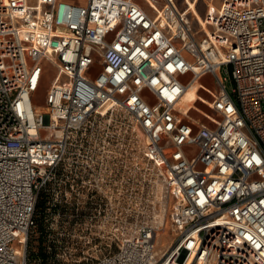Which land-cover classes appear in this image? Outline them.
<instances>
[{"label": "built area", "instance_id": "built-area-1", "mask_svg": "<svg viewBox=\"0 0 264 264\" xmlns=\"http://www.w3.org/2000/svg\"><path fill=\"white\" fill-rule=\"evenodd\" d=\"M155 2L0 0V264H30L53 185L58 214L116 249L92 264H166L179 249L178 262L264 264V0H223L202 38L176 0ZM44 60L58 70L46 111ZM204 76L220 88L203 119L181 101Z\"/></svg>", "mask_w": 264, "mask_h": 264}, {"label": "rangeland", "instance_id": "rangeland-1", "mask_svg": "<svg viewBox=\"0 0 264 264\" xmlns=\"http://www.w3.org/2000/svg\"><path fill=\"white\" fill-rule=\"evenodd\" d=\"M75 3H85L86 0H69ZM146 10L153 13L156 7L161 10V3L158 5L155 0H136ZM31 3L35 4L36 0H30ZM223 0H215L216 8L211 12V17L217 14ZM178 7L184 11L185 2L183 0H176ZM199 9L203 15L208 12L209 6L208 2L205 0H200L198 3ZM189 15V14H188ZM192 25L195 31L199 32L197 36L202 38L205 31L202 30V26L189 15ZM213 26L210 25L212 29ZM43 65L46 68V77L44 86L37 93L35 103L40 106L46 105V97L48 89L53 83L55 77L57 76L58 70L56 66L48 60L43 61ZM103 66L96 60L88 71V76L91 78L97 77L102 71ZM222 75L226 78V84L228 90L233 92L234 82L231 78V72H227L224 68ZM198 79L196 82H199ZM207 84H205L204 82ZM201 84L197 90L198 98L195 101H184V109H189V112L193 111V114L197 117L203 118L204 112L209 111L208 104L211 103L212 94L219 90L220 84L216 79L209 77L204 78L200 81ZM204 119V118H203ZM107 126L105 130L110 131L112 139L116 141L118 136H124L126 133V124L124 116L119 115L113 119H108ZM51 131L43 130L42 136L48 137ZM55 186H49L48 189L43 191V196L46 197L47 203L43 208H39L35 216V224L31 229L29 235V258L30 264H92L97 261L99 257L109 252H115L116 249H107L102 247L101 240L95 237V234H91L88 231H75V221L70 215H59V209L55 207L57 194L55 191ZM70 212V210H68ZM63 213L65 211L63 210ZM175 233L172 230L166 229L159 235L158 238V251L160 252L164 247V243H168L173 240ZM92 237H94L92 240ZM92 240V242H90ZM99 243V246L96 244Z\"/></svg>", "mask_w": 264, "mask_h": 264}, {"label": "bare ground", "instance_id": "bare-ground-1", "mask_svg": "<svg viewBox=\"0 0 264 264\" xmlns=\"http://www.w3.org/2000/svg\"><path fill=\"white\" fill-rule=\"evenodd\" d=\"M199 1L200 0H185L186 6L184 8V11L186 14H189L193 19H195L202 26V30L212 34L213 32L210 28L209 22L206 19V15L207 14L209 15V17H208L209 21H212V22L215 21V18L211 17V12L214 10V8H216L215 0H205L206 2H208V6H209V9H208V12L206 15H203L202 12L200 11L199 6H198ZM138 4L141 5L139 2H138ZM142 7L146 10V8L144 6H142ZM189 15H188V19H190ZM196 81L194 83L190 84V86L187 88V90L184 94L183 100L181 101V108L185 111H188L189 109H184V107H183L184 101H189L191 104L193 101H195L198 98L197 90L201 84V82H200L201 80L199 82H196ZM38 110L46 111L47 106H45V107L38 106ZM161 233L162 232H160L159 235ZM171 242L172 241H170L168 243H166V242L164 243V245H163L164 248L159 252L160 255L165 254L169 250V248L171 247V244H172ZM178 252H181V249H179V251H176V253L171 255V256H170V254H171V252H170L164 259V261L167 260L166 264H172V263H175V264H192V262L195 258V254L193 252H190L186 256V258L183 262L182 261L178 262L176 260V256H177Z\"/></svg>", "mask_w": 264, "mask_h": 264}, {"label": "trees", "instance_id": "trees-1", "mask_svg": "<svg viewBox=\"0 0 264 264\" xmlns=\"http://www.w3.org/2000/svg\"><path fill=\"white\" fill-rule=\"evenodd\" d=\"M47 203V199L46 197L43 196V193L40 194V199L37 205V211L39 210V208H43L46 206Z\"/></svg>", "mask_w": 264, "mask_h": 264}, {"label": "crops", "instance_id": "crops-1", "mask_svg": "<svg viewBox=\"0 0 264 264\" xmlns=\"http://www.w3.org/2000/svg\"><path fill=\"white\" fill-rule=\"evenodd\" d=\"M184 2H185V0H183ZM186 5V4H185ZM207 14V13H206ZM208 15V14H207ZM206 15V16H207ZM206 77H209V76H204L201 80H203L204 78H206ZM204 82V81H203ZM205 83V82H204ZM206 84V83H205ZM207 85V84H206Z\"/></svg>", "mask_w": 264, "mask_h": 264}]
</instances>
